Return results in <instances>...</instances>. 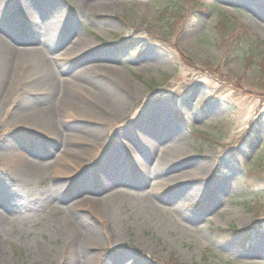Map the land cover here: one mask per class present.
Masks as SVG:
<instances>
[{
  "label": "rangeland",
  "instance_id": "1",
  "mask_svg": "<svg viewBox=\"0 0 264 264\" xmlns=\"http://www.w3.org/2000/svg\"><path fill=\"white\" fill-rule=\"evenodd\" d=\"M4 1L0 15L14 27L0 32L1 40L10 39L14 48L27 37L41 45L46 39L44 53L53 61L47 68L56 80L79 76L76 85L49 95L27 90L41 78L28 63L37 47L24 53L28 66L21 67L20 85L28 86L15 89L0 112V212L10 211L0 234V264H69L63 218L72 214L63 209L79 199L60 191L61 177L51 172L10 174L23 152L20 144H33L31 158L42 163L53 161L46 153L56 150L18 114L60 107L63 98L94 111L95 96L98 115L106 117V98L127 89L107 143L123 156L133 143L139 158L143 149L146 156L137 159L147 167L156 168L160 154L165 160L139 184L113 185L109 190L118 187L125 197L110 203L104 218L85 206L74 213L71 224L87 234L81 253L92 264H264V92L256 88L264 65V0ZM23 8L34 14L37 27ZM43 23L53 29L49 40ZM243 28L263 43L259 55L247 60L239 39ZM75 45L83 47L70 56ZM2 91L0 85V101ZM88 121L65 123L80 130L93 126ZM141 121L154 129L153 154L136 138L132 123ZM7 142L19 145L10 149L13 157L4 154ZM159 178L172 180L143 206L149 183Z\"/></svg>",
  "mask_w": 264,
  "mask_h": 264
},
{
  "label": "bare ground",
  "instance_id": "2",
  "mask_svg": "<svg viewBox=\"0 0 264 264\" xmlns=\"http://www.w3.org/2000/svg\"><path fill=\"white\" fill-rule=\"evenodd\" d=\"M0 2L2 4L5 3L4 0H0ZM22 13L26 16L27 21L31 22L32 27H37V24L35 23L36 17L29 11V9L23 8ZM3 21H6V23H4L3 27H0V32L6 33V31L13 29L14 24L11 18L6 19V17H2L0 15V22ZM42 29L46 33L45 37H50L51 32L49 30H53L50 28V23H43ZM27 38L25 41H18L19 44H17V46L14 45L13 48L11 46V44L13 45L11 40L7 39L6 41L8 44L11 43L9 46L1 40L0 35V85L4 90L2 91V98L0 101V112L5 107L7 100L11 98L12 92L15 89H23L28 86L26 83L25 85H20L23 83V78L20 75H24L20 73V70L22 66H28L23 60L26 58L24 57L26 55H24V53H28L35 46L38 51L35 52L28 63L31 68H35L34 72H32L33 76H40L41 79L33 81L32 84L26 88L27 90L44 91L49 95L54 89H57V92L65 89L64 87L70 84L76 85L78 83L76 76H79V73L69 80L62 81L58 79V81L54 77V75H57L52 73L53 70L47 68V66H51L50 62L53 61H49L50 57L44 53L46 48L42 45L47 46L49 41L44 39V43L41 45L38 40L31 42L30 38ZM20 43L23 44L20 45ZM82 47L83 45H75L70 52V56L74 54V51H80ZM55 53L61 54L62 51L60 52L58 50ZM52 57L56 59V57L58 58V55ZM43 72L47 73V77H45V74V76L40 75ZM51 74L53 75L52 78ZM24 79L26 80V78ZM83 88L85 87H79V89L84 91ZM120 89L124 90V88ZM127 94H129L128 89L125 93L124 91H121L117 96L111 95L109 98H106V102H104V104L107 106V111L105 114L103 113L106 117L101 116V114L98 115L96 109L101 112L102 109L99 105V98L95 96L91 98V103L94 105V111L90 110L88 106L79 104L80 102L74 101V99H72L73 101H70L71 99L65 100L63 98L60 101V107H52L46 111L41 110L38 113L33 111H23V114H18V118L22 116L27 118L28 124L32 128L31 132L35 133L36 131L38 136L50 139L54 143L56 150L48 151L46 153L52 155L51 158H54L53 161L42 163L39 160L36 161L31 158L32 154L36 151V147L33 144L29 143L26 144V146L20 144L23 152H25L30 159H28L22 151H18L19 155L15 156L17 159L12 161L10 174L21 178L24 175H29L35 172H51L53 173V176L61 177L58 184V189L60 191L69 190V194L71 193L72 195L79 197L78 200L63 209L66 213L72 214L71 219L74 213L79 211V209L84 206L89 207L90 210H92L90 211L91 213L95 211L94 213L99 215L102 214L101 216L104 218L106 216L104 211L109 210L110 208L107 206L110 205V203L125 197V192L120 190L118 187L116 189L109 190L114 187L113 185L123 184L127 180L139 184V182L142 181L140 178L144 179L153 175L155 171L159 169L161 163L165 160L162 157L165 153L162 156L160 154V159L157 161L158 166L156 168L155 166L147 167L146 165H142L140 162L141 159H144L143 156H146L145 153L142 152L143 149L141 150L143 156L141 155L139 158L137 153H140V151L138 152L132 143L126 148L127 151L125 152H127L128 155L125 153L123 156L120 151H115L116 148L111 149L112 147L110 146V143H107L106 135L109 130L113 129V124L119 120L120 105L125 101ZM73 117L85 118L86 120H89L88 122H90L93 126L87 129L85 125L84 129L77 130L70 128L68 130L66 127L67 123L65 122L67 119ZM110 122H112V126L110 125ZM135 123H132V127H134L135 130H138V135L136 136L138 142L144 143L146 147L149 146V153L153 154L154 151L157 150L156 137L153 127L152 130L148 124L143 123L142 121L137 124ZM108 125L109 127H105ZM129 140L130 139H128V141ZM39 142L40 141L37 142V145L41 148L46 146L45 144L40 145ZM12 146L17 148L19 145H16L14 142L5 143V148H9V151H4V154L7 157L14 156V153L10 151ZM157 155L158 154L155 153V156L153 157L157 158ZM137 158H139L140 161ZM128 169L133 171V173H131ZM78 171L81 172L78 174ZM187 177L189 179L191 178L190 173H187ZM171 180V178H159V180L149 183L150 192H147V196L145 197L146 199H142L143 206L148 204L147 197L150 196V194L159 192L161 188L170 184ZM87 183H91L92 187L88 186ZM142 183H145V180H143ZM95 192H101L102 196L100 198L89 196ZM138 195L139 194H135V198H137ZM112 209H115V207H111V210ZM7 212L10 214L9 209ZM8 213L6 215L4 213L0 214V234L5 228V223L8 222ZM71 219H69V217L63 218V221L67 226L66 230L70 236V239L67 240L65 245L66 259L70 260V263L72 260L73 264H92L93 258L89 255L81 253L82 246H84L85 240L87 239V237H85L87 235L86 231L76 228L75 225L71 224Z\"/></svg>",
  "mask_w": 264,
  "mask_h": 264
},
{
  "label": "trees",
  "instance_id": "3",
  "mask_svg": "<svg viewBox=\"0 0 264 264\" xmlns=\"http://www.w3.org/2000/svg\"><path fill=\"white\" fill-rule=\"evenodd\" d=\"M193 4H198L197 2H191ZM186 4L180 5L177 4V7L181 8V10H188L187 7H185ZM185 7V8H183ZM180 11V10H179ZM228 26V25H227ZM239 39L241 40V46L244 47L243 50H246L244 52L245 55V60L248 58L256 57L258 53L259 47L263 44L257 40L256 37H252V35L248 32L246 29H242ZM248 51H249V56H248ZM259 60V59H258ZM257 86L256 88L262 93L264 92V65L261 66V69L258 71V81H257ZM254 87V86H253Z\"/></svg>",
  "mask_w": 264,
  "mask_h": 264
}]
</instances>
